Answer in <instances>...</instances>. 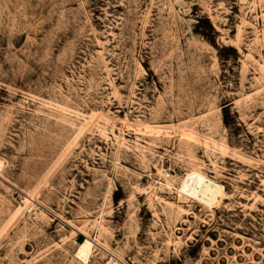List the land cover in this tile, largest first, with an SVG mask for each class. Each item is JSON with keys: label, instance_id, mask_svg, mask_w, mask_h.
Listing matches in <instances>:
<instances>
[{"label": "rangeland", "instance_id": "rangeland-1", "mask_svg": "<svg viewBox=\"0 0 264 264\" xmlns=\"http://www.w3.org/2000/svg\"><path fill=\"white\" fill-rule=\"evenodd\" d=\"M115 261L264 264V0H0V264Z\"/></svg>", "mask_w": 264, "mask_h": 264}, {"label": "bare ground", "instance_id": "bare-ground-1", "mask_svg": "<svg viewBox=\"0 0 264 264\" xmlns=\"http://www.w3.org/2000/svg\"><path fill=\"white\" fill-rule=\"evenodd\" d=\"M186 175L187 176L182 182L181 190H185L198 200L210 204V207L219 199V194L222 191L223 185L196 170ZM121 263L115 261L113 264Z\"/></svg>", "mask_w": 264, "mask_h": 264}]
</instances>
